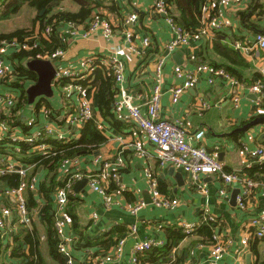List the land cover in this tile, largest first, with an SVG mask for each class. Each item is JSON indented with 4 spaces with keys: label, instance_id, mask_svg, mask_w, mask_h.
I'll list each match as a JSON object with an SVG mask.
<instances>
[{
    "label": "crops",
    "instance_id": "obj_1",
    "mask_svg": "<svg viewBox=\"0 0 264 264\" xmlns=\"http://www.w3.org/2000/svg\"><path fill=\"white\" fill-rule=\"evenodd\" d=\"M91 1L99 5L96 9L98 17L111 24L112 38L107 39L104 36L102 27L88 32L90 22L88 25L79 24L80 34L76 36L69 35L66 24H63L58 34L59 42L65 48V55L59 61L51 60L55 68L56 66L73 68L79 64L81 59L95 56L98 58L95 69L106 71L104 69L107 66L106 60L117 54L124 64L125 79L121 86L126 89L132 103L140 106L144 113L147 111L146 104L155 86L160 84L162 93L160 117L174 122H183L188 133L194 136V144L202 145L213 153L225 164L227 171H236L248 176L247 170L256 164L264 163V161L251 157L249 151L245 150V146L249 150L264 146V123L243 130L244 126L256 118L264 117V103L260 106L257 98H253V93H250L247 88L250 85L241 83V86L232 88L221 78H217L212 84L208 81L209 75L202 73L196 85L182 94L176 103L172 101L170 91L173 86L182 85L185 82L184 77L176 76V66H181L183 69H194L200 64H210V61L233 66L243 74L244 78L254 80V82L258 80L257 75L264 78V73H262L264 50L254 49L251 54L243 55L233 45L237 41H253L257 33L264 32V0H236L224 8L225 15L233 22L232 27L218 31L210 37L198 32L197 35L192 36L188 45H183L167 55L165 46L173 39L174 33L166 15L153 10L154 0ZM214 2L216 1L212 2V7ZM3 5V0H0V9H3ZM255 5H257V10L251 19L255 27L246 26L238 14ZM59 8L73 12L79 10V6L72 0H62ZM170 9L173 10V16L178 14L175 8L170 7ZM21 13L26 14V20L22 22L23 25L8 27L3 25L5 21ZM132 13L138 15V20L135 24L126 26L124 19ZM36 15L35 9L23 5L20 11L11 18L0 19V34L12 32L18 28H26L33 30V37L37 38L39 23L34 24ZM128 32H132L131 38L128 37ZM145 38H149L148 46L144 45ZM217 44L226 46L230 51L240 54L248 63V67H241L222 56L216 51ZM17 49L19 47L8 49L6 57L9 69L14 70L12 56ZM179 52L181 54H178ZM162 57L164 64L159 78L155 65ZM90 76L93 80V74L87 75V78ZM37 80L38 74L36 73V78H27L22 81L21 86H24V89L21 87L10 88L5 80H0V90L12 89L22 97L23 90L26 92L27 88L34 85ZM52 86L54 89L52 97H37L33 104L29 103L26 92L27 102L16 113L20 116L19 124L23 127L22 131L27 132L24 120L33 114L37 116L40 125L51 124L61 128L63 132L71 136V139H79L85 123L76 118L73 124H68L65 118L68 112H71L72 116L76 114L78 107L76 95L72 97L74 101L72 104H66L62 87L54 81ZM90 88L91 86H89ZM90 95L94 108L93 120L107 138V142L88 155H74L76 158H71L74 160L72 166H64L60 170L58 180L66 178L63 172L68 170L73 172L77 168L88 175H100L101 170L95 163L96 159L107 162L121 156L125 165L119 172L122 184L120 188L109 190L111 181L102 180L111 200L109 206L106 204V198L92 190L88 183L78 187L79 193H76L74 189L75 195L80 201L76 207L77 215L80 218L79 228L89 242L88 246L73 249L75 264H97L99 258L112 254L119 237H114V244L109 248H104L102 241L114 228L125 230L122 235L125 245L122 254L109 264H136L132 259L133 247L136 242L153 239L166 244L168 229H183L184 226L192 228V232L188 233L173 249L172 255L183 254L186 259L185 264H206L212 248V242H209L206 235L209 231L206 227L210 222H206L205 218L208 216L217 218L216 223L219 226L215 227V222H212L214 223L213 231L214 234L218 233L225 243L220 264H260L264 261L263 239L255 245L258 253L252 249L256 238H252L250 244L245 248L241 244L243 236L257 230L256 227L250 225V221L260 214L264 215V174H254L251 177L256 181L257 187L247 197L246 209H241L237 205V200L236 204L232 203L233 192L240 190L239 184L225 185L214 175L202 174L199 178H195L182 168L160 165L154 155L153 145L129 118L128 111L124 110L120 115L115 113V104L121 98L120 85L116 81L112 101V112L115 114V118L112 122L104 117L98 107L96 89H90ZM234 96L238 97L237 103L233 101ZM205 104L210 106L206 108ZM137 147L146 150L148 155L141 156ZM33 152L36 151L32 149ZM1 157L0 155V166L3 164ZM16 162L17 166L28 168V178L29 175H33L35 164L25 165L17 159ZM172 168L175 169L174 174L171 173ZM148 169L160 183V196L175 201L176 204L163 206L154 203V195L148 182ZM176 173L182 175L180 180L175 176ZM47 176V170L40 167L33 175L37 179V190L27 189L24 192L27 203L29 191L35 194L38 203V207L30 211L33 216V223L30 226H24L19 222L17 210L8 199L3 198L0 194V212L1 208L6 205L11 207V213L7 217V227L10 231L7 230L3 244L0 246V264L24 263L23 257H14L12 251L14 247L22 246L19 244L20 240L23 244L22 253L30 254L31 247L25 243L24 237L34 230H37L42 236L41 250L45 261L48 264H60L48 253L45 243L46 224L40 216L41 211L47 205V200L40 194L39 189L40 185L46 181ZM77 182L74 184V188ZM3 189H5V185L0 183V192ZM222 189L226 190L224 196L220 194ZM54 194L55 187L52 191L53 210L51 214L53 222H55ZM140 201L144 203L143 207L137 214H132V207ZM94 213L97 215L96 217H94ZM132 226L136 227L133 234H131ZM67 233H74L70 225H68ZM151 253L140 255V261L143 264H152L149 261ZM249 256L250 262H248ZM155 264H168V262L159 261Z\"/></svg>",
    "mask_w": 264,
    "mask_h": 264
},
{
    "label": "built area",
    "instance_id": "obj_2",
    "mask_svg": "<svg viewBox=\"0 0 264 264\" xmlns=\"http://www.w3.org/2000/svg\"><path fill=\"white\" fill-rule=\"evenodd\" d=\"M110 1V0H104ZM236 0H217L204 7L201 21L202 28L199 32L202 35H208L209 37L216 32L232 27V20L224 13V8L234 3ZM170 5L167 0H154L153 10L159 14L166 15L167 21L172 27L174 37L165 46L166 50L170 53L180 48L183 45H188L192 36L185 32L184 29L175 21L173 15L170 14ZM217 7V11L213 13V10ZM138 20L136 13L129 14L124 19L126 26L135 24ZM67 26V33L71 36L80 34L79 25L74 22L64 23ZM99 27L103 28V34L107 39H111L113 36V29L111 24L101 19L100 17L94 18L89 25L88 32H93ZM52 32L50 26L46 27L43 34L49 36ZM85 35V34H84ZM128 37H132V32H128ZM150 43L149 38L144 39V45L148 46ZM252 43V44H251ZM234 48L243 55H249L254 49L264 50V32L257 33L253 41L245 40L244 42H234ZM10 47H21V44L17 40L12 42L3 41L0 45V80H5L9 85L14 78V70L9 69L7 65V52ZM26 49H31L29 44L23 45ZM133 49V46L131 47ZM135 50V49H134ZM65 55V48L58 47L51 54L39 55V59L59 61ZM97 57L89 56L80 60L77 66L73 68L57 67L56 77L54 82H60L64 78H70L74 83L61 86L64 96L66 98V104H72V97L76 95L77 109L74 116L71 112L66 114V122L73 124L78 118L82 123H86L94 119L93 101L90 95L89 86H85L79 82L85 80L87 75L92 74L96 67ZM107 66L112 70L115 77V81L120 85L121 98L116 102L114 111L120 115L124 110L128 111L129 118L136 124L138 128L147 136V139L154 147L155 157L161 166H174L182 168L188 173H191L193 177L199 178L200 175H214L225 185L239 184L240 193L237 196V205L241 209L247 207V197L250 196L257 187V183L251 177L241 174L236 171L229 172L226 170L225 164L221 162L213 153L209 152L204 146L194 144V136L188 133L183 122L171 121L162 119L160 117L161 107V86L156 85L150 99L147 102V111L144 113L140 106L135 105L131 101V97L128 95L126 89L121 85L124 82V64L119 59L117 54L110 56L106 62ZM164 58H159L155 68L157 76L160 78V74L163 69ZM175 73L177 77H184L185 82L182 85H175L171 88V98L176 103L180 96L193 88L199 80L200 74L205 73L209 75L208 81L214 83L217 78L223 79L228 86L237 88L241 86V83L232 75H230L224 69H215L208 64H200L194 69H183L181 66L175 67ZM264 73V70H262ZM250 93L257 95V102L260 106L264 103V82L258 80L254 84L247 86ZM20 95L16 94L12 89L0 90V155L2 156L3 164L0 166V177L7 174H19L23 181L17 188H5L0 194L3 198L8 199L12 206L17 210L19 214V222L24 226H30L33 222V216L28 209L26 197L24 195L25 190H37V179L33 177L29 180L28 168L17 166L16 154H20L22 151L21 143H27L31 145L33 150L39 155L51 156L54 155L52 148L46 141L49 138H55L63 142H69L71 136L62 131L61 128L52 126L51 124L40 125L36 115H30L24 120L27 132H23L22 125L11 121L10 117L13 111L16 109ZM234 103L238 102V97H233ZM74 102V101H73ZM210 105L205 104L208 108ZM19 115L18 118L19 119ZM264 134V129H263ZM141 156H147L148 152L141 147H137ZM245 150L249 151V155L253 158L264 161V146H259L254 150H249L245 146ZM73 159H68L63 162V167L72 166ZM95 163L101 170L100 175H88L81 172L78 168L75 171L63 172L66 177L69 176L66 184L61 187L57 186L54 194L55 202V227L58 236L61 238V244L59 250L64 256H68L67 264H75L73 257L74 244L77 240L74 233H67L68 225H70V217L67 214V206L69 202V195H75L74 184L81 179L87 178L89 187L102 194L106 198V204L109 206L111 200L108 196L107 189L103 185L102 180L115 181V183L121 187L120 182V170L124 167L125 162L123 157H118L113 161L101 162L99 159L95 160ZM62 167V168H63ZM148 182L151 188V192L154 195V203L157 205L169 206L176 204L175 201L168 200L159 193L158 179L152 175L151 171L147 170ZM221 195H226V190H220ZM142 201L136 203L132 209V214H137L143 207ZM11 207L7 205L1 208L0 212V246L3 244V238L7 234V217L11 213ZM97 215L94 213V217ZM217 218L208 216L205 218L206 222H216ZM252 227H256L257 230L250 232L243 236L241 244L245 248L250 244L252 238L264 237V215H259L250 221ZM131 234L135 233L136 227H131ZM185 233H191L192 228L183 227ZM224 241L218 234L214 235V242L210 251L209 258L206 264H220V260L224 254L225 245ZM125 245V239L121 238L117 241L112 254H108L98 259L97 264H109L115 258L119 257ZM165 244L161 241L148 239L144 241H138L133 247V261L136 264H143L139 256L152 251L155 248H161Z\"/></svg>",
    "mask_w": 264,
    "mask_h": 264
},
{
    "label": "trees",
    "instance_id": "obj_3",
    "mask_svg": "<svg viewBox=\"0 0 264 264\" xmlns=\"http://www.w3.org/2000/svg\"><path fill=\"white\" fill-rule=\"evenodd\" d=\"M72 1L79 6V10L76 12L59 8L62 0H3L4 5L3 9H0V19H9L13 15L17 14L23 7V5H28L29 7L37 11V15L34 19V24L39 23V36L37 38L33 37V30H28L26 28H18L12 32L0 34V45L3 41L12 42L13 40H17V42L21 44V47L14 51L12 56L15 78H13L14 80L11 82V85L9 84L10 86L8 85V87H21L22 89H24V86H21L22 81L26 80L27 78H36V73L25 67L24 63H22V60L39 59V55H48L51 54L56 48L64 47L59 42L58 34L60 27L64 23L74 22L77 25H88L89 22L99 16V14L96 13V9L97 7H99V5L94 4L91 0ZM213 1L217 0H167L168 4L171 7L175 8V11L178 13L174 16L175 21L184 29L185 32H188L191 36L197 35L199 29L202 28L201 16L203 9L208 4V2ZM55 2L57 3L55 4ZM41 10H45L42 15H40ZM256 10L257 5H255L254 7L251 6L250 9L248 8L245 11L239 12L238 15L246 26L255 27L254 22H252L251 19L253 13ZM172 11L171 9L169 10L171 15L174 14ZM215 11H217V7L213 10V13ZM48 26L52 28V32L49 36L46 37L43 32ZM26 43L29 44L31 49H26L23 47V45H25ZM215 48L218 53L226 57L232 63L240 65L241 67H248V63L240 54L230 51L226 46H223L221 44H217ZM208 65L212 66L215 69H224L230 75L234 76L240 83L247 85H252L255 83L254 80H248L244 78L243 74L239 70L228 64H219L217 62L210 61V64ZM104 69L106 71L101 69L103 72L99 69H95L92 73L94 76L93 80L91 79V75L85 80H81L75 83H81L85 86H91L90 89H96L98 107L104 117L108 118L112 122L115 118V114L112 112L115 77L112 70H110L108 66H105ZM257 76L258 80L264 82V78L261 75ZM70 83L74 82H72L70 78H64L56 84L65 86ZM26 102L27 95L23 90V95L19 100L17 110H14V113L10 117L11 121H13L14 123L19 122V119H17L18 115L16 113L20 108L24 106ZM106 142L107 138L103 135L99 127L96 125L95 121L90 120L85 123L82 135L79 139L73 138L69 142H63L53 137L49 138L46 143L51 146L54 155L42 156L39 154H35L36 152L32 153V146L24 142L20 144L22 152L20 154H16V159L20 160L23 164L36 165L33 170V175L38 171L40 167H43L48 172L46 181L40 185L39 189L40 194L47 200V205L41 211L40 216L43 222L46 224L45 243L48 249V253L52 259L59 262L60 264H67V262L64 254H62L59 250L61 239L57 234L55 222H53V215L51 214L53 210L52 191L54 187L55 189L57 186L63 187L66 184L69 176L64 180H58V175L63 167V162L65 160L71 159L74 155H88L94 149L98 148L100 145H103ZM246 172L250 177H253L254 174H264V163L256 164ZM33 175H29V180L33 177ZM22 181V177L16 173L7 174L0 177V183L5 185V188H17L20 186ZM159 184L160 183L158 181V185ZM118 188L120 187L115 183V181H111L109 190H116ZM79 202V198L76 195H69L67 214L70 217V226L77 238L74 244V249L85 247L89 244L86 235L79 228L80 218L78 217L76 212V207L78 206ZM27 205L29 211L38 207L35 194L32 191L28 192ZM215 224V227L219 226L218 223L215 222ZM206 228L209 229L208 233L206 234L209 238V242L213 243L215 235L213 231L214 223H208V226ZM124 233L125 230H117V228L111 230L106 235L105 240L102 241L104 248H109L112 244H114V237L118 236L119 240L122 238V235ZM187 235L188 234L185 233L183 229L169 228L167 243L161 248H155L150 251L152 253L150 254L149 261L152 264H155L159 261H166L168 262V264H185L186 259L183 254L179 255L178 253H176L174 256L172 254L173 249L177 247ZM262 239L264 240V237L256 238L254 240L252 249L257 253L258 250H256L255 245ZM24 240L25 243L30 245L31 253H22L23 244L19 240V244L22 246L14 247L12 255L14 257H23L24 263L22 264H48L42 255L41 234L37 230H34L33 232L28 233L24 237ZM260 264H264V261Z\"/></svg>",
    "mask_w": 264,
    "mask_h": 264
},
{
    "label": "water",
    "instance_id": "obj_4",
    "mask_svg": "<svg viewBox=\"0 0 264 264\" xmlns=\"http://www.w3.org/2000/svg\"><path fill=\"white\" fill-rule=\"evenodd\" d=\"M57 2H55L56 4ZM45 10L40 11V15L44 13ZM169 52H166V55ZM178 54H181L180 52ZM26 65L27 68H29L32 71H35L38 74V80L34 85H31L27 88L26 92L29 97V103L33 104L37 97L45 96V97H52L54 95V89H53V81L56 76L57 68L53 65L51 60H43V59H33V60H27L24 59L22 61ZM253 98L256 99L257 95L252 94ZM260 123H264V117H258L246 126H244L243 130H247L255 125H258ZM76 158V156H73V159ZM175 169H171V173L174 174ZM175 176L180 180L182 178V175L180 173H176ZM88 179L84 178L77 182L75 186L76 193H79L80 190L78 187L87 184ZM240 193V190H235L232 195V203L236 204V198L238 194ZM218 232V231H217ZM218 234V233H217ZM66 261L69 259L68 256H65ZM248 262H250V256L248 257Z\"/></svg>",
    "mask_w": 264,
    "mask_h": 264
},
{
    "label": "rangeland",
    "instance_id": "obj_5",
    "mask_svg": "<svg viewBox=\"0 0 264 264\" xmlns=\"http://www.w3.org/2000/svg\"><path fill=\"white\" fill-rule=\"evenodd\" d=\"M26 20V14L24 13H21L19 14L18 16L10 19V20H7L3 23V25L5 26H13V25H17V26H20V25H23L22 22H24ZM58 66H56L57 68ZM56 77V76H55Z\"/></svg>",
    "mask_w": 264,
    "mask_h": 264
},
{
    "label": "bare ground",
    "instance_id": "obj_6",
    "mask_svg": "<svg viewBox=\"0 0 264 264\" xmlns=\"http://www.w3.org/2000/svg\"><path fill=\"white\" fill-rule=\"evenodd\" d=\"M39 101V100H38Z\"/></svg>",
    "mask_w": 264,
    "mask_h": 264
}]
</instances>
